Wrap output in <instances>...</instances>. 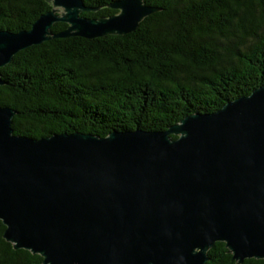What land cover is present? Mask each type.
<instances>
[{"label": "water", "instance_id": "obj_1", "mask_svg": "<svg viewBox=\"0 0 264 264\" xmlns=\"http://www.w3.org/2000/svg\"><path fill=\"white\" fill-rule=\"evenodd\" d=\"M47 1L31 29H0V68L52 38L130 33L157 11L119 0L120 13L89 18L83 0ZM57 22L69 26L53 33ZM16 113L0 106V220L15 249L42 264H206L220 241L239 264L264 259V85L164 130L105 137L17 135Z\"/></svg>", "mask_w": 264, "mask_h": 264}, {"label": "trees", "instance_id": "obj_2", "mask_svg": "<svg viewBox=\"0 0 264 264\" xmlns=\"http://www.w3.org/2000/svg\"><path fill=\"white\" fill-rule=\"evenodd\" d=\"M117 1L83 0L93 10L81 15H116ZM144 1L157 11L130 33L52 38L0 68V106L17 112L14 134L164 130L264 85V0ZM51 9L47 0H0V29L29 30ZM68 26L57 22L51 30ZM5 229L0 220V264H42L41 255L15 249ZM208 256L206 264H239L225 242Z\"/></svg>", "mask_w": 264, "mask_h": 264}, {"label": "rangeland", "instance_id": "obj_3", "mask_svg": "<svg viewBox=\"0 0 264 264\" xmlns=\"http://www.w3.org/2000/svg\"><path fill=\"white\" fill-rule=\"evenodd\" d=\"M62 9V8H61Z\"/></svg>", "mask_w": 264, "mask_h": 264}]
</instances>
